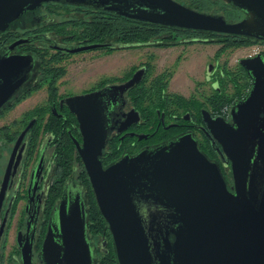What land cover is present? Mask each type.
I'll use <instances>...</instances> for the list:
<instances>
[{
  "label": "water",
  "instance_id": "water-1",
  "mask_svg": "<svg viewBox=\"0 0 264 264\" xmlns=\"http://www.w3.org/2000/svg\"><path fill=\"white\" fill-rule=\"evenodd\" d=\"M222 1L245 17L227 20L222 14L200 11L178 0H0V33L44 4L67 3L145 23L264 40V0ZM29 41L16 40L9 51H0V114L37 74L33 53L10 54ZM107 45L92 43L62 50L78 53ZM247 68L254 83L248 96L231 106L230 120L202 109L222 160L231 162V187L219 163L201 150L191 134L104 165L102 155L114 106L107 105L109 97L122 96L138 84L143 69L125 83L63 99L79 123L82 141L74 137L76 150L109 226L117 264H264V105H258L264 102V75ZM130 113L138 115L136 110ZM34 122L22 130L11 152L0 187V212L9 175L20 165L24 139ZM86 197L83 185L70 181L64 185L40 250L43 264H96ZM7 218L0 228V240ZM36 226L32 234L18 235L21 264H34Z\"/></svg>",
  "mask_w": 264,
  "mask_h": 264
},
{
  "label": "flooded vegetation",
  "instance_id": "flooded-vegetation-1",
  "mask_svg": "<svg viewBox=\"0 0 264 264\" xmlns=\"http://www.w3.org/2000/svg\"><path fill=\"white\" fill-rule=\"evenodd\" d=\"M227 7H229L231 14V16L226 17L227 20L239 21L245 17V14L239 9L231 7L230 4ZM100 11L67 3L44 4L34 14L26 15L22 21L11 25L6 31L0 33V51L6 53L9 51V46L16 40L29 38V42L17 45L10 51V54L37 53L40 56V52L49 50L51 56L56 59L60 58V64L64 65L74 55L100 50L110 54L124 49H137L132 45L121 44L119 40L114 38L96 41H91L88 38H77L72 31V22L66 24L68 32L64 34L59 33L57 28L54 30L47 29L51 25L55 27L54 24L62 21H72L73 19L88 21L93 17H110L113 15L108 12L100 14ZM153 28L158 31V37L145 45V47L150 48L149 52L138 64H132L130 69L127 72L125 71L123 75L116 72H103L95 78V76H91L93 74H89L84 79V82H89L79 91H73V85L65 86L62 83V78L67 71L55 81L54 91L58 93L57 97L48 100L47 95V99L37 105L50 106V113L47 114V118L52 114L56 118L63 119V126L59 129V133L52 131L50 134L41 135L35 143L31 130L37 121L36 115L31 116L26 123H20V129L13 140L2 138L1 131L6 125L0 127L1 187L16 139L28 123L35 119L34 125L24 139L26 145L20 165L15 171L12 170L6 185V193L0 212V228L6 215L8 218L0 240V264L22 263L18 235L19 233L22 235L32 234L34 223H37L34 264H43L40 259V250L54 208L61 199L64 187H62L58 199L51 207L52 192L58 185L55 178L57 154L70 146V142H72L76 154L79 156L74 137L82 141L77 117L70 111L67 102L63 99L72 95L85 94L125 83L140 69H143L142 80L122 96L113 94L107 102V105L114 106L111 110L109 141L102 155L104 165L116 161L123 155H135L145 148L158 146L180 136L191 134L197 140L201 150L210 159L219 163L228 185L232 186L231 162H228V158L222 160L221 154L213 143L210 128L202 115V109L207 108L213 117L223 116L230 120L229 111L231 106L245 99L254 83V75L247 68V65L256 68L258 73L264 75V40L233 35L218 38L213 33L156 24ZM172 37L178 38V40ZM217 39H223L224 42L217 43ZM92 43L108 45L78 53H67L62 50L64 47H76ZM211 44L220 45L219 49L212 55H205L203 60L199 62L196 60L194 67H189L188 63L194 60L193 55L203 52L202 47L200 49L196 45L205 47ZM227 44L240 45L226 47ZM166 49L178 50L174 59L162 58L161 51ZM240 49H247L248 53L244 57L236 59L235 62H231L229 54ZM243 59H246L247 64L244 63L243 65ZM185 67L186 70H184ZM181 68L185 71L184 75L193 82V86L172 87L173 80ZM42 78V75H37L32 82L33 86L40 83ZM44 87H47L45 83L37 91ZM138 87L145 88V90L142 91ZM15 101L10 105H18V103L14 104ZM258 105H264V102H260ZM131 110H136L138 115L131 114ZM2 114L3 112L0 116ZM215 142L222 149L216 139ZM74 168L75 173H78L79 176L74 173L76 179L72 173L66 183L70 181L75 185H82L79 183L83 169L85 170L82 161L76 162ZM21 203H23V207L21 221L16 231V243L11 250L12 253L10 251L11 256L9 257V253L8 258H6L7 234L11 229L12 219ZM30 222L32 223L30 224ZM90 236L96 253V264H98L99 259L108 253L111 246H114L112 235L110 233V237H107L90 233ZM105 241H107L106 246H104Z\"/></svg>",
  "mask_w": 264,
  "mask_h": 264
},
{
  "label": "trees",
  "instance_id": "trees-1",
  "mask_svg": "<svg viewBox=\"0 0 264 264\" xmlns=\"http://www.w3.org/2000/svg\"><path fill=\"white\" fill-rule=\"evenodd\" d=\"M178 1L194 9H198L200 11H206L214 14H223L225 15V17L231 16L229 12V7H227L229 4L225 3L222 0H178ZM99 13L105 14L107 12L100 11ZM70 22H72L73 24L71 26L72 31L74 32V34H76L77 38H81V39L88 38L91 41L114 38L119 40L121 44H126V46L132 45L134 47L139 48L145 46L152 39L158 37L157 36L158 31L155 28H153L155 24L141 22L123 16H118L115 14L111 15L110 17L108 16L93 17L90 18L88 21H82L80 19H73L72 21H62L60 23L54 24L55 27L51 25L47 29L54 30L55 28H57V31L59 33L64 34L65 32H68L66 29L68 27L67 25ZM213 34L218 38L225 36L224 34H218V33H213ZM226 36H230V35H226ZM172 38L178 40V38H174V37ZM216 42L221 43L224 42V40L217 39ZM239 45L240 44L237 45L227 44L226 47L239 46ZM33 54L36 56L38 60L37 74L35 78L37 77V75L38 76L42 75L43 81L41 80L40 83H38L35 86H33L34 84L31 83L30 86L22 92V94L14 102V104H17L23 99L27 98L29 95H31L32 90L39 89L40 87H42L44 83L47 85L48 100L56 98L58 95V93L54 91L55 81L66 73L67 71L66 67L60 64L61 62L60 58L56 59L54 58V56H51L49 50L45 52H40V56H38L37 53H33ZM138 88L141 89V87ZM141 90L144 91L145 88H142ZM14 106L15 105H9L5 110L7 109L10 110ZM48 113H50L49 105H37L33 109L27 111L21 118L20 123L24 124L31 116L34 115L37 116V121L35 123V126L31 130V135H33L34 138L33 140L35 143L38 141L41 135L50 134L52 131L59 133V129L63 126L62 124L63 119L56 118L52 114H50V116L47 118ZM55 122L58 123L55 124ZM13 125L14 126L18 125V121H14L12 125H6L5 127H3L1 131L2 138L13 140L16 137L20 127L18 128V130L17 129L13 130L14 128ZM57 156L58 158H57L55 178L57 180L56 183H58V185L56 186L55 190H53L52 192L53 197L51 201V207L58 199L62 187L66 183L67 179L71 177L72 173L73 174L75 173L74 166L76 162L81 161L80 157L77 156L76 154L75 146L72 142H70V146H67L66 148L61 150L57 154ZM75 174L79 176L78 173ZM75 174L73 175V177L77 179ZM79 183H81L86 189V195H87L86 198L89 209L88 228L90 233L93 235L94 234L99 236L105 235L107 237H110L109 226L99 210L93 189L91 187L89 177L84 169ZM98 264H117L115 250L113 246H111V249H109L108 253L105 256L99 259Z\"/></svg>",
  "mask_w": 264,
  "mask_h": 264
},
{
  "label": "rangeland",
  "instance_id": "rangeland-1",
  "mask_svg": "<svg viewBox=\"0 0 264 264\" xmlns=\"http://www.w3.org/2000/svg\"><path fill=\"white\" fill-rule=\"evenodd\" d=\"M65 19L64 17H62ZM202 47L203 52L200 54L193 55L192 60L188 63L189 67L195 66L196 60L199 62L203 60L205 55H212L216 50L219 49L220 45L211 44L209 46H200ZM150 48L142 46L137 49H124L120 51H115L113 53H105L103 50L93 51L85 54L74 55L68 60V63L64 64L67 68L66 75L62 78V83L65 86L73 85V91L82 90L84 86L89 82H84L85 77L89 74H93L91 76L101 75L103 72L106 73H118L123 75L124 72L128 71L132 64H138L141 59L145 58L146 53H148ZM178 50L175 49H166L161 51V56L163 59L171 60L174 59ZM248 53L247 49H240L231 54H229V59L231 62H235L236 59L240 57H244L245 54ZM186 70V67L184 68ZM185 71L183 68L178 72L176 78L173 80L172 87L173 88H183V87H191L193 86V82L184 75ZM83 82V83H82ZM93 82V81H91ZM72 83V84H71ZM44 85V84H43ZM64 89V87H63ZM47 87L42 88L41 90H32L31 96L23 99L15 105L12 109H7L3 112L2 116H0V127L3 125H12L13 121H18V125H13V130L19 128L21 118L23 115L37 106L38 103L44 102L47 99ZM23 203H21L18 208L15 216L12 219V226L10 231L7 234V246L5 249L6 258L12 248L16 243V231L17 226L20 223L21 219V211H22ZM12 253V251H11ZM11 253L9 257L11 256ZM102 256V255H101ZM103 257V256H102ZM101 257V258H102ZM6 262V261H5Z\"/></svg>",
  "mask_w": 264,
  "mask_h": 264
}]
</instances>
